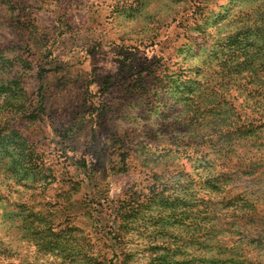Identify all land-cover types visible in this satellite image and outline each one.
Here are the masks:
<instances>
[{
  "label": "rangeland",
  "instance_id": "rangeland-1",
  "mask_svg": "<svg viewBox=\"0 0 264 264\" xmlns=\"http://www.w3.org/2000/svg\"><path fill=\"white\" fill-rule=\"evenodd\" d=\"M0 264H264V0H0Z\"/></svg>",
  "mask_w": 264,
  "mask_h": 264
}]
</instances>
